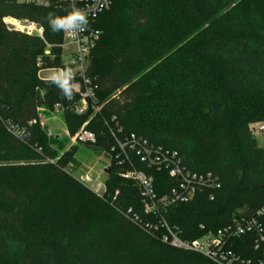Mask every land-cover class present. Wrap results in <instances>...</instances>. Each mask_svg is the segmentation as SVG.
<instances>
[{
	"label": "trees",
	"instance_id": "16d2710c",
	"mask_svg": "<svg viewBox=\"0 0 264 264\" xmlns=\"http://www.w3.org/2000/svg\"><path fill=\"white\" fill-rule=\"evenodd\" d=\"M66 12L0 0V264H218L142 230L125 215L141 207L132 180L111 164L106 192L96 194L65 170L79 167L83 144L66 149L31 123L38 108L51 110L64 97L38 76L44 42L3 19L41 23L56 43L63 32H53L46 17ZM93 27L100 38L88 75L102 107L87 127L97 143L84 145L99 155L110 149L109 127L117 122L119 138L134 133L178 151L189 170L218 175L213 199L197 193L165 213L182 238L260 208L264 148L249 125L264 122V0H113ZM57 64L44 56L43 67ZM62 117L72 134L90 118L69 111ZM138 166L159 194L176 182L167 171Z\"/></svg>",
	"mask_w": 264,
	"mask_h": 264
},
{
	"label": "built area",
	"instance_id": "2783aa9c",
	"mask_svg": "<svg viewBox=\"0 0 264 264\" xmlns=\"http://www.w3.org/2000/svg\"><path fill=\"white\" fill-rule=\"evenodd\" d=\"M19 1L35 6H54L67 9V12L75 6L88 13V26L84 31L76 33L62 31V43L58 44L62 47L61 56L52 53V46L46 39L45 28L41 23L11 16L5 17L3 22L11 30L38 37L44 42V51L37 61L40 78L42 72L55 74L66 67H70L74 73L73 98H64L56 102L51 110L45 107L38 108L39 118L31 123H39L45 127V122L42 120L44 112L63 115L69 111L77 115H89L90 118L80 129L73 135L68 133V136L71 146L96 144L97 133L87 128L91 116L100 112L102 107L96 95V85L88 75L92 51L100 38V32L93 27V24L102 12L110 8L113 0ZM44 56L51 60L58 59V64L51 68L43 67ZM115 120L116 117H113L112 121ZM250 129L264 135V122L252 123ZM120 132L121 128L117 122L109 127V134L113 136L114 144L110 149H103L99 156L104 160V167L115 164L119 169V175L132 180L139 189L140 210L130 207L125 212L133 223L149 234L159 235L165 243L175 248L200 253L218 264H264V203L255 211L236 212L228 223L215 231H207L193 239L182 238L180 230L168 223L165 213L177 204L192 200L197 193L209 192L210 198L213 199V191L221 187L219 176L211 171L193 172L184 165L183 157L178 151L155 145L134 133L119 138ZM14 133L19 134L18 131ZM48 162L56 163L57 159L49 158ZM139 163L167 171L169 176L176 179L175 184L163 194H159L153 177L140 169ZM80 169H82L80 165L75 168L73 163L65 168L80 183L103 197L106 192L105 180L102 182L98 178L93 179L87 171L77 176L75 172ZM250 246L252 254H247Z\"/></svg>",
	"mask_w": 264,
	"mask_h": 264
},
{
	"label": "rangeland",
	"instance_id": "374dc122",
	"mask_svg": "<svg viewBox=\"0 0 264 264\" xmlns=\"http://www.w3.org/2000/svg\"><path fill=\"white\" fill-rule=\"evenodd\" d=\"M48 43L52 46L53 54H57L58 56L62 55V47L58 45L62 43V40L57 41L56 43L48 41ZM51 75L53 74H51L50 72H42L41 78L44 80H49ZM42 120H44L45 122L44 128L48 132L49 136L57 137L58 140L61 141L63 145H65L64 147L66 149L71 147V140L68 136V133L69 135L73 134L67 128L62 115H52L49 112H44L42 114ZM250 131L251 134L256 138L258 146L264 148V135L251 129ZM76 156L80 162V167L82 168L79 171L75 172L77 176L87 171L90 173L93 179L98 178L102 182L108 177L109 173L105 171L106 167H104V160L100 158L99 154H94L88 146L84 144L79 145L78 151L76 152Z\"/></svg>",
	"mask_w": 264,
	"mask_h": 264
},
{
	"label": "clouds",
	"instance_id": "9594fccd",
	"mask_svg": "<svg viewBox=\"0 0 264 264\" xmlns=\"http://www.w3.org/2000/svg\"><path fill=\"white\" fill-rule=\"evenodd\" d=\"M46 19L53 32L76 33L77 31H84L88 26V13L84 9L75 6L63 16L49 13ZM73 80L74 73L70 67L59 70L49 78V81L56 84L61 90L62 97L67 99H72L75 92Z\"/></svg>",
	"mask_w": 264,
	"mask_h": 264
},
{
	"label": "water",
	"instance_id": "95a60500",
	"mask_svg": "<svg viewBox=\"0 0 264 264\" xmlns=\"http://www.w3.org/2000/svg\"><path fill=\"white\" fill-rule=\"evenodd\" d=\"M105 171H106L107 173H109V172H110V167H106Z\"/></svg>",
	"mask_w": 264,
	"mask_h": 264
}]
</instances>
